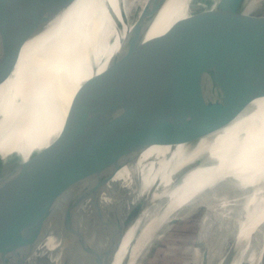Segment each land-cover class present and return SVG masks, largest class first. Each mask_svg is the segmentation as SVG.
<instances>
[{"label": "water", "instance_id": "1", "mask_svg": "<svg viewBox=\"0 0 264 264\" xmlns=\"http://www.w3.org/2000/svg\"><path fill=\"white\" fill-rule=\"evenodd\" d=\"M80 1H0V90L27 42L53 20L77 11ZM236 4L238 0H218L213 7L192 10L179 27L167 62L155 65L152 71L148 66L152 60L154 64V57L139 62L138 53H131L129 59L130 51L122 59L115 53L100 71L79 83L69 100L65 127L51 143V150H43L33 164L26 165L21 180L0 204V264H81L98 230L90 215L120 170L133 169L157 153L193 144L264 99V38L202 83L203 75L216 71L218 59L209 62L213 54L228 48L219 41L230 19L234 18L230 20L234 29H253L255 37L260 35L257 30L264 29L256 20L264 17L247 20L241 13L236 16ZM255 20L254 25L261 23L258 28L248 24ZM145 27L148 25L141 27L142 33ZM145 47L146 52L156 48ZM95 50L63 61L61 67L73 82L77 81L74 71L86 58L93 62L98 57L100 51ZM59 56L51 64H60L64 56ZM32 61L37 62L29 57L28 67ZM133 61L148 71L140 81L128 70ZM254 63H263L261 71L250 68ZM34 68L35 73L43 69ZM18 165L0 177V196L18 174ZM245 190L247 196L253 189ZM124 197L129 199L132 194ZM145 201L142 198L138 203L145 206ZM159 201L167 200L162 196ZM49 238L56 246L47 249L44 243ZM201 258L205 264L207 252ZM260 264H264V245Z\"/></svg>", "mask_w": 264, "mask_h": 264}, {"label": "bare ground", "instance_id": "2", "mask_svg": "<svg viewBox=\"0 0 264 264\" xmlns=\"http://www.w3.org/2000/svg\"><path fill=\"white\" fill-rule=\"evenodd\" d=\"M155 2L163 5L157 7L156 3L151 11L129 24L128 20L125 22L128 13L123 12L126 0H81L77 11L53 20L43 32L27 42L11 77L0 90V163L4 168L0 177L10 169H17L15 166L19 164V176L14 175L9 188H4L0 204L8 197L20 174L27 170L26 165L33 164L43 150H49L63 131L69 100L79 83L100 71L115 53L120 59L129 51L128 59L131 53H138L139 62L154 57V64L152 60L148 66L150 71L155 65L167 62L183 21L190 18L192 10L205 7L196 0ZM244 2L238 0L233 13H241L247 20L256 17L249 14L257 2L253 0L243 8ZM208 6L212 7L210 3L206 8ZM230 20L219 41L223 48H228L221 49L222 55L213 54L209 62L218 59L216 71L203 75V84L264 38V29L262 32L257 30L260 35L255 37V30L234 29ZM256 20L264 24V19ZM256 20L248 24L258 28L261 23L254 25ZM144 24L148 27L142 33ZM149 45L156 46L147 51L153 56L144 50ZM97 49L100 54L93 62L88 56L87 61L74 71L77 81L73 82V77L62 68L63 61L91 50L96 53ZM59 54H63L64 59L60 64L56 61L51 64ZM29 57L37 62H30L28 67ZM137 61H133L128 70L140 81L148 71ZM35 65L43 69L35 73ZM262 66L263 63H254L250 68L261 71ZM246 187L253 189L247 196ZM126 192L132 197H124ZM228 195L236 197L239 209L232 224V229H236L234 241L223 264H260L264 245V231L261 230L264 225V99L226 127L193 144L157 153L133 169L120 170L102 191L98 207L90 215L98 230L89 250L81 258V264H136L156 240L195 207L207 203L209 197L225 203ZM162 196L167 200L165 203L159 201ZM142 198H146V204L141 202L145 206L138 203ZM252 236H255L252 241L255 251H250L247 261L241 263L240 254L253 247ZM44 245L47 249L56 246L53 238L47 239Z\"/></svg>", "mask_w": 264, "mask_h": 264}, {"label": "rangeland", "instance_id": "3", "mask_svg": "<svg viewBox=\"0 0 264 264\" xmlns=\"http://www.w3.org/2000/svg\"><path fill=\"white\" fill-rule=\"evenodd\" d=\"M252 1L245 0L243 8H246ZM254 1L257 2V5L249 16L264 17V0ZM196 2L205 7L210 3L213 7L218 0H196ZM156 3L155 0H126L123 12L125 15L128 13V15L125 22L128 20L129 24H132L140 16L151 11ZM174 19L177 21L175 12ZM153 35L154 33L151 34V36ZM208 199L207 203L202 204L203 207H195L187 217L177 221L174 226L156 240L150 250L136 264H144V262L145 264H201V256L204 251L207 252L205 264H223L228 248L234 241L236 229H232V224L237 217L239 203L233 195H228L225 203H221L219 199L213 197ZM261 230L264 231V225L261 226ZM254 238L255 236H252L250 242ZM252 246L240 254L241 263L246 262L248 253L254 250V242H252Z\"/></svg>", "mask_w": 264, "mask_h": 264}]
</instances>
